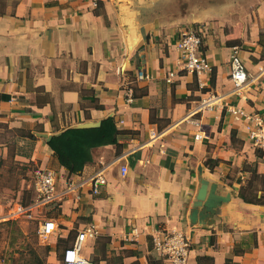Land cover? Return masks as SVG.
<instances>
[{"label":"crops","instance_id":"1","mask_svg":"<svg viewBox=\"0 0 264 264\" xmlns=\"http://www.w3.org/2000/svg\"><path fill=\"white\" fill-rule=\"evenodd\" d=\"M186 28L202 35L212 65L200 76L179 61ZM233 46L249 74L239 92ZM139 69L150 78L138 79ZM209 92L221 104L200 113L197 127L187 114ZM235 106L264 116V0H0V128L32 139L16 159L53 169L60 189L73 183L81 193L57 204L59 228L44 237L52 236L49 261L94 223L99 235L81 254L97 264H167L154 228L183 230L190 264H264V150ZM107 117L121 131L119 144L93 148L82 171L70 173L48 138ZM97 173L106 183L93 194ZM3 188L0 201L13 196Z\"/></svg>","mask_w":264,"mask_h":264},{"label":"built area","instance_id":"2","mask_svg":"<svg viewBox=\"0 0 264 264\" xmlns=\"http://www.w3.org/2000/svg\"><path fill=\"white\" fill-rule=\"evenodd\" d=\"M89 2L92 6H98L102 0H82ZM202 35L192 29L186 28L182 30L178 49L180 52L179 61L184 68L197 75L204 74L212 70V65L208 57L202 52ZM239 47L233 46L231 53V78L235 84V89L239 92L249 80V74L246 66L239 55ZM174 76L171 72L168 80ZM137 78L140 80L150 78L144 69H139ZM126 97L129 101L133 100V88L128 87ZM220 95L209 92L202 96L197 104L190 109L187 114V120L195 126L201 127L202 118L199 116L204 111H212L221 104ZM235 115L241 116L249 121L248 136L252 143L264 150V116L247 111L241 107H233L230 109ZM200 137V132L196 134ZM123 173L128 171L127 166L122 167ZM106 183V178L102 173H97L92 177L93 194L100 192L102 184ZM35 196L28 203L16 202L8 212V217L12 219L25 218L29 220H37L39 222L38 234L43 237L50 236L58 230L59 224L56 219L48 215L46 208L49 205L59 204L63 199L71 193L76 199L81 198L79 185L70 183L65 188L60 189L58 184V174L50 168H39L33 179ZM130 237L133 239L139 235L136 227L130 231ZM99 235V229L94 223L85 224L77 232V236L73 244L65 249V264H93L92 261L82 256L81 252L90 238H96ZM154 248L157 255L165 260L167 264H190L191 238L183 230H168L163 228H154L151 232Z\"/></svg>","mask_w":264,"mask_h":264},{"label":"rangeland","instance_id":"3","mask_svg":"<svg viewBox=\"0 0 264 264\" xmlns=\"http://www.w3.org/2000/svg\"><path fill=\"white\" fill-rule=\"evenodd\" d=\"M0 142H6L5 145L10 148L6 158L0 156V187L3 190H5L3 187H8V192L13 195L3 196L0 201V264H33L38 262L34 251L39 256L38 258L44 260L46 264H65L62 253L68 245L60 244L57 247V256L49 261L51 249L48 250L47 246L52 236L49 239H44L38 234L39 222L25 218L12 219L8 217V212L16 202L28 203L31 200L34 190V174L39 168H42L40 163L36 161L16 159L17 150L19 154H26L32 150V139L21 137L18 131L0 128ZM23 183L25 184L23 185ZM18 190H23L20 200L16 199L17 195L14 196ZM46 210L50 217H57L58 209L55 204L49 205ZM88 248L89 244L86 252ZM100 255L99 253L98 256ZM90 260L97 264L95 257L92 256ZM110 264L120 263L113 261Z\"/></svg>","mask_w":264,"mask_h":264},{"label":"trees","instance_id":"4","mask_svg":"<svg viewBox=\"0 0 264 264\" xmlns=\"http://www.w3.org/2000/svg\"><path fill=\"white\" fill-rule=\"evenodd\" d=\"M120 133L115 118L107 117L100 126L67 128L62 133L54 135L49 145L62 166L70 173H78L93 159V148L119 144ZM47 249L50 250L51 246L48 245ZM34 255L38 262L33 264H46L44 260L38 258L36 251Z\"/></svg>","mask_w":264,"mask_h":264},{"label":"water","instance_id":"5","mask_svg":"<svg viewBox=\"0 0 264 264\" xmlns=\"http://www.w3.org/2000/svg\"><path fill=\"white\" fill-rule=\"evenodd\" d=\"M52 139V136H50L49 138H48V140L50 141Z\"/></svg>","mask_w":264,"mask_h":264}]
</instances>
